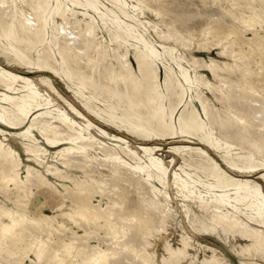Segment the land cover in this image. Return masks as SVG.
Segmentation results:
<instances>
[{
	"label": "bare ground",
	"instance_id": "6f19581e",
	"mask_svg": "<svg viewBox=\"0 0 264 264\" xmlns=\"http://www.w3.org/2000/svg\"><path fill=\"white\" fill-rule=\"evenodd\" d=\"M0 45V264H264V0H0Z\"/></svg>",
	"mask_w": 264,
	"mask_h": 264
},
{
	"label": "rangeland",
	"instance_id": "374dc122",
	"mask_svg": "<svg viewBox=\"0 0 264 264\" xmlns=\"http://www.w3.org/2000/svg\"><path fill=\"white\" fill-rule=\"evenodd\" d=\"M100 39L102 40V42H104V40H103V37H102V33L100 32ZM0 52H1V45H0ZM132 58V60H134L133 59V56L131 57ZM0 59L3 61V62H7V58H5V57H2L1 56V54H0ZM134 62V64H135V66H137V64H136V62L135 61H133ZM17 68H19L21 71H23V72H26V71H28V70H31V69H29V68H27L26 66H24V65H21V66H18L17 65ZM37 74H35L34 76H36ZM161 77L162 78H164V71H162V73H161ZM57 84H58V86H60V88L63 90V91H65L69 96L71 95V97L76 101V99H75V97H74V94L73 93H70L69 91H68V88H67V86H66V84H64L61 80H59V79H57ZM77 103H79V101L77 100L76 101ZM112 130H117L116 128H111ZM133 139H135V140H141V141H144V139L143 138H140V137H138V136H135V135H133L132 134V136H131ZM165 141L166 142H168V141H171V139L169 138V137H167V139H165ZM164 156H166V157H169L170 155L169 154H167V153H165L164 154ZM46 213H50V211L49 210H46ZM168 231L170 232V236H169V241L171 242V244L172 245H177V244H180L179 243V240L181 239V235L186 231V229H183L182 227V225H180L179 223H174V224H169L168 226ZM196 236H198L197 238H199V240H200V242H202V243H206V244H211V245H216V246H218V247H220V248H223V244H222V242L220 241V240H216L215 238H213V237H209V236H202V235H199V234H197ZM197 248V246H196V248H195V246H193L192 248H190V252H191V254H194L196 257H198V258H203L204 257V255L206 254V255H210L211 254V252L209 251V250H207L206 252H204L202 249H198ZM156 252L158 253V254H164V250L161 248V247H158L157 248V250H156ZM225 253H226V255H228V257H230L234 262H236V258L233 256V254H232V252H230V251H228V250H225Z\"/></svg>",
	"mask_w": 264,
	"mask_h": 264
}]
</instances>
